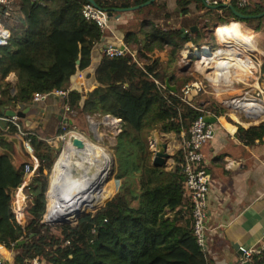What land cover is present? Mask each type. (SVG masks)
I'll return each instance as SVG.
<instances>
[{
    "label": "trees",
    "instance_id": "1",
    "mask_svg": "<svg viewBox=\"0 0 264 264\" xmlns=\"http://www.w3.org/2000/svg\"><path fill=\"white\" fill-rule=\"evenodd\" d=\"M22 1L24 6L17 26L11 28L6 21L16 8L10 15L5 8L1 12L12 30V37L10 45L0 46V79L16 72L18 92L12 98L28 104L34 101L36 92L67 88L78 70L88 69L93 47L104 33L82 13L83 4L90 0ZM95 1L111 11L113 7L127 9L148 0ZM170 1L155 0L133 12L148 14L155 7L171 10ZM175 2L177 9L172 10L185 22L193 15V24H184L190 29L188 34H184L181 27H161L144 18L137 29L122 34L136 57L131 53L114 58L104 54L95 71L99 87L86 99L76 89L64 99L83 115H111L121 120L122 131L116 145L117 178L122 180L119 192L101 208L81 216L75 225L43 222L49 202L46 196L49 177L45 170L51 171L58 149L47 139L30 135L39 167L38 175L29 185L34 193L27 201L29 216L25 226L15 213L16 208L20 221H24L25 203L18 207L15 192L24 182L25 166L33 167V162L16 165L8 152L0 151V253L9 249L18 264H27L34 257L44 264H209L193 233V207L185 189L186 177L178 162L170 169L153 166L147 138L153 129L174 131L177 135L183 130L189 131L201 111L168 89L162 92L156 80L167 85L169 79L170 84L177 85L179 93L181 87L194 78L187 68L181 69L179 74L170 70L173 65L176 69L186 43L193 40L201 45L206 38L212 40L213 35L206 26L216 20L226 22L229 18H239L230 8L219 12L206 7L203 0ZM236 7L245 14L264 12V2L258 0H250L247 7ZM205 18L209 20L201 24ZM240 20L248 31H264V15ZM166 47L169 58L165 63L157 51ZM201 95L206 100L203 110L219 116L226 112L213 95ZM71 120L73 124L68 120L69 126L76 123L74 116ZM18 132L13 123H9L8 131L0 130L10 136ZM240 132L262 138L264 124L249 130L241 127ZM13 144V141L2 140V145L12 147ZM105 189L111 191L101 197L100 202L110 198L114 185L108 181ZM90 205H84L80 214ZM250 263L264 264V249L252 254Z\"/></svg>",
    "mask_w": 264,
    "mask_h": 264
},
{
    "label": "crops",
    "instance_id": "2",
    "mask_svg": "<svg viewBox=\"0 0 264 264\" xmlns=\"http://www.w3.org/2000/svg\"><path fill=\"white\" fill-rule=\"evenodd\" d=\"M169 8L177 9L175 0L170 1ZM112 9L114 16L110 21V29L93 47L92 63L88 69L84 70L86 78L78 80L76 90L83 93L84 99L99 87L96 83L95 71L104 56L103 48L109 41L115 39L114 34L122 37L124 33L122 24L126 22V17L123 14L128 11L118 7ZM263 39L261 41L264 43ZM178 69L176 74L184 69L181 63ZM192 76L195 78L193 74ZM73 77L75 74L71 77V82ZM261 83L264 87V77ZM18 85L19 77L16 72H11L3 80L0 79V116H7L3 109L23 111L25 117L16 119L21 129L36 134L40 139H47L49 143L56 146L54 141L60 133L61 125L68 118L71 120V114L65 108L64 99L51 96L22 104L12 98L18 92ZM170 85L176 86L178 91L177 85ZM217 99L222 104L221 98ZM261 99L264 100V95ZM205 103L206 100L202 95L195 97V104L200 108H203ZM223 107L226 108V112L220 116L209 111L217 118V122L214 123L213 137L202 148L207 171L211 175L207 260L209 264H238L243 254L241 246L254 249L264 245V136L261 138L254 133L240 132L241 127L245 130L260 127L264 124V114L256 113L254 117H249L224 105ZM106 120L111 122L112 119ZM115 120L119 122L118 119ZM9 123L0 119V130L8 131ZM0 135L8 137L0 140V151L8 152L13 163L20 165L24 162H33V172L29 180H27L28 176L24 178V182L15 192L16 200L20 190L24 195L26 216L27 201L34 193L29 185L38 175L39 160L25 150L23 138L18 133L14 136L8 133H0ZM161 137L164 139L163 135ZM188 137L189 131L183 130L175 140L176 142L170 143L169 150L172 153L170 163L180 161L183 143ZM2 140L13 141L14 144L12 147L2 145ZM154 151L153 148L152 158ZM1 254L11 255L14 258L13 252L9 249Z\"/></svg>",
    "mask_w": 264,
    "mask_h": 264
},
{
    "label": "built area",
    "instance_id": "3",
    "mask_svg": "<svg viewBox=\"0 0 264 264\" xmlns=\"http://www.w3.org/2000/svg\"><path fill=\"white\" fill-rule=\"evenodd\" d=\"M14 1L15 0H0V46H8L11 43L12 30L4 22L1 12L2 9L5 8L6 14L10 15L14 8H16ZM33 1L42 2L43 0ZM249 2L250 0H203L206 7L216 9L219 12L228 8L224 5L233 4L235 7L238 6L243 8L247 7ZM82 13L86 19L97 23L104 34L110 29L112 17L109 15L107 9L95 5L92 2H86L83 4ZM203 14L204 12H201V14L199 13V15ZM208 20L209 18L201 20V24ZM233 21H238L241 24L242 30L248 33V30L245 29L247 26L240 18H229L226 22H219L216 20L210 26H206V29L213 35L212 40L207 38L201 45H198L193 40H189L186 43L179 62L182 67L189 69V73L191 75L193 74L195 78L185 83L181 87L179 93L178 91L174 92L167 85L156 80V84L162 92L168 89L171 93L176 94L182 101L201 111L191 124L189 137L183 143L182 153L178 163L186 177L185 189L192 201L193 233L197 244L201 251L205 253L206 257L208 255L209 191L211 175L207 171L202 148L214 135V123L206 121V116L210 113L195 104V97L201 94H211L216 99L221 98L222 104L235 112L243 113L249 117H254L256 113L260 115L264 114V100L261 99V96L264 95V87L261 83L264 77V43L259 41L260 45H258L255 39L254 46L242 40L235 39L233 31L225 33L224 36L217 33L221 25ZM185 29L186 34H188L190 31L189 27H185ZM114 37L115 39L109 41L108 45L103 48V52L106 56L114 58L131 53V55L136 57L126 44L124 38L115 36V34ZM259 47L263 51H260ZM218 53L221 54L219 56L220 59L224 57L221 61L216 57ZM230 53H233L236 59L227 61L226 58ZM84 78H86L84 70H78L75 77H73V81L67 88H56L48 92H36L34 99L43 100L51 96H58L65 99L68 97L71 90L78 88V80H83ZM249 101L257 102L262 107L260 109L247 107L246 104ZM65 108L71 114V117L75 114V110L72 109L69 102L65 103ZM105 116L106 115H104V117ZM0 119L13 123L18 127V134L23 138L25 150L35 158V150L29 138L30 135L35 134L29 131H23L17 123L16 116H0ZM68 120L69 118L61 125L60 133L55 137L56 139L63 141L69 139L68 141H71L74 138V133L80 134L75 127L69 126ZM175 163H171L170 168H172ZM32 172V167L27 164L25 166V178ZM15 213L17 219L20 220L16 208ZM240 249L243 253L241 257L242 260L250 261L252 254L261 252L264 249V245L261 248L254 249L241 246ZM0 264L18 263H16L15 258L11 257V255L6 256L0 253ZM27 264H44V262L34 257L30 258Z\"/></svg>",
    "mask_w": 264,
    "mask_h": 264
},
{
    "label": "bare ground",
    "instance_id": "4",
    "mask_svg": "<svg viewBox=\"0 0 264 264\" xmlns=\"http://www.w3.org/2000/svg\"><path fill=\"white\" fill-rule=\"evenodd\" d=\"M231 31H233L235 39L255 46L256 33L244 32L238 21L221 25L217 33L224 36L225 33ZM260 51L263 50L260 48ZM220 55L219 53L216 55L219 61L224 59V57L220 59ZM226 59L229 61L236 59V57H234L233 53H230ZM246 106L257 109L262 107L253 101H249ZM110 121L112 122V120ZM94 123L96 130L98 124L96 121ZM73 136L74 138H80L84 145L81 148L74 145V138L67 142L62 156L53 169L51 186L48 191V199H50L52 205L49 209L50 214H52L50 216L58 220L61 219L63 222H69L71 219L79 217L82 204L90 201L95 190L103 187L108 182L110 166L113 164V158L102 146L82 134L74 133ZM170 167L171 165H169ZM73 172L75 173L73 174L74 177H71L70 173ZM29 178L30 175H28L27 180ZM17 196L19 208H21L24 204V195L21 190Z\"/></svg>",
    "mask_w": 264,
    "mask_h": 264
},
{
    "label": "rangeland",
    "instance_id": "5",
    "mask_svg": "<svg viewBox=\"0 0 264 264\" xmlns=\"http://www.w3.org/2000/svg\"><path fill=\"white\" fill-rule=\"evenodd\" d=\"M258 1H261L262 3L264 2V0H258ZM14 2H15L16 10L12 14V16L9 17V19H6V21L8 20L7 24L11 28L13 26H17L18 25V16L22 15V7L24 6V3H23L22 0H15ZM150 11L151 12L148 13V14L146 12H142V13H136L135 12L134 13L133 11H131L129 13L128 12L124 13L123 15H125V17H126V22H124L122 24L123 30L126 31V30H129V29H137L139 27V25H140V22L146 17L148 19H150V20H153L158 26L167 27V28H169V27H175V28L176 27H181L182 28V27H184V24L186 22L187 23L189 22L190 24L191 23L193 24V22H194V20H192V18H191L193 15L188 16V20H186V22H185L184 18H180L179 17V13H177V11H174L172 9L168 10L167 8H163V7H155V8H152ZM197 15H199V13H197ZM251 27H254V26L251 25ZM246 29L248 30L247 27H246ZM253 30L254 29L252 28V31ZM249 32H251V30H249L248 33ZM254 33H256V36H257L256 37L257 44L260 45L259 41H261V38L263 39L264 31L254 32ZM263 41H264V39H263ZM157 53H158V55H159V57H160V59L162 61H164L165 63L168 61L169 48L166 47L164 50H158ZM179 64H180V62L177 63V67H178ZM177 67H176V69H174L175 65H173L170 68V70L171 71L172 70L173 71H177ZM73 116H74V118L76 120V123L74 125H72L71 127H75L76 130L80 134H82L86 138L91 139L96 144L102 146L110 154L111 158H113V164L110 166V174H109V180H108V181L111 182V184L114 185V189H113L112 195L105 202H103V201L100 202L99 200L101 199V197L103 198V197L107 196L108 193H110L111 190L105 189L108 182L103 187H99L98 189H96L95 192H94V195L91 198V200L82 204V207H83L84 205H90L92 203L88 207V209L83 212V213H85V212L89 213V212H94L97 209H99L102 206H104L107 201H109L111 198H113L119 192L122 180L121 179L119 180L117 178L118 160H117V154H116V145L118 143L119 134L122 131V124H121V122L117 123V120L112 119V118H111L112 122H109L108 120L105 119L104 115H100V114H95V115L85 114V115H83V114L78 113L77 111H75V114ZM94 121H96L97 124H98L97 128H96L97 131L94 128V124H95ZM157 133H160V137H161V135H163L164 136V140L167 141L169 143V145H170V143L172 141H175L177 139V137H178V135L176 136V132H174V131L170 132V133H166V132H160L159 129H153L151 131L150 135L147 138L148 148L151 151V153H152V149L153 148L155 150L158 148L157 142H156L157 138H158ZM99 134L101 135L100 137H99ZM139 135H141V134L139 133ZM68 140L69 139H67L66 141L55 139V141H54L55 145H56L55 147L58 149V152L56 153L55 161H54L55 164L53 165L51 171H49L47 169L45 170V173L49 177L48 178V189H47V191L50 190L53 169L56 166V162L62 156V152L66 148ZM141 154H143V153H141ZM153 156H154V154H153ZM51 206H52L51 205V201L49 199L48 209L46 210V213L43 216V220H42L43 222L46 221L45 218H47L49 220H53V221H57L58 220V219H55L54 217L50 216V215H52L49 212V209H50ZM83 213H81V214H83ZM28 216L29 215H28V211H27V207H26L25 220L21 221V222H20V220H18V221L23 226H25L26 221L28 219ZM59 220H61V219H59ZM69 222L63 223V224H73V225H75L78 221H76V219H71ZM45 223H47V222H45ZM47 224L59 225V223H47Z\"/></svg>",
    "mask_w": 264,
    "mask_h": 264
},
{
    "label": "water",
    "instance_id": "6",
    "mask_svg": "<svg viewBox=\"0 0 264 264\" xmlns=\"http://www.w3.org/2000/svg\"><path fill=\"white\" fill-rule=\"evenodd\" d=\"M90 1H91L93 4L97 5V3H96L95 0H90ZM154 1H155V0H148V1L144 2V3H142V4L135 5V6H132V7L127 8V9L122 8V10H123V11H133V10H135L136 8H139V7H142V6H146V5H148V4H150V3L154 2ZM224 6L230 8V9L233 11V13H234L238 18H240V19H250V18L261 17V16L264 15V12L261 13V14H259V15L245 14V13L241 12L240 10H238L233 4H228V5H224ZM109 15H110L111 17H113V16H114V13H113L112 11H109ZM119 16H121V15H119ZM196 28H197L196 26H193V27H192L193 30H196ZM181 30H182V32H183L184 34H186V29H185V27H182ZM79 62H80V61H78V63H79ZM166 84H167V86H168L171 90H173L174 92H177V88H176V86H171V85H170V82H169V79L166 80ZM2 111L5 112L6 115L9 116V117H13V116H16V117H23V118L25 117V114L23 113V111H15V110H8V109H7V110H6V109H3ZM106 118H112V119H115V117H113V116H111V115H106V116H105V119H106ZM119 121L121 122V120H119ZM206 121H208L209 123H216V122H217V118H216L214 115H210V114H209V115L206 116ZM70 123L73 124V121L70 120ZM157 135H158V138H157V146H158V148L154 151V156H153V158H152V164H153V166H155V167H162V168H166V169H167V168L169 167V165H170V161H169V160L172 158V153H171L170 150H169V144H168V142L165 141L162 137H160V133H157ZM4 138H8V137H6L5 135H0V140H1V139H4ZM73 144L81 148V147H83L84 142H83L80 138L75 137V138L73 139ZM73 174H75V173H74V172H73V173H70V176H71V177H74ZM46 196H47V199H48V197H49V195H48V191H47V193H46ZM85 214H87V212L81 214V215L76 219V221H78V219H79L81 216L85 215ZM45 220H46L45 222H47V223H59V224L67 223V222H63V221H61V220L53 221V220H49V219H47V218H45ZM69 223H70V222H69ZM241 255H243V254H241ZM238 264H251V263H250L249 260H244V261H243L242 258H241V259L239 260Z\"/></svg>",
    "mask_w": 264,
    "mask_h": 264
}]
</instances>
